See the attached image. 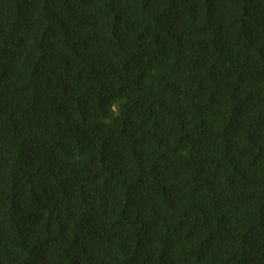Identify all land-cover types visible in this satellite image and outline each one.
<instances>
[{
    "label": "trees",
    "instance_id": "obj_1",
    "mask_svg": "<svg viewBox=\"0 0 264 264\" xmlns=\"http://www.w3.org/2000/svg\"><path fill=\"white\" fill-rule=\"evenodd\" d=\"M0 264H264V0H0Z\"/></svg>",
    "mask_w": 264,
    "mask_h": 264
}]
</instances>
